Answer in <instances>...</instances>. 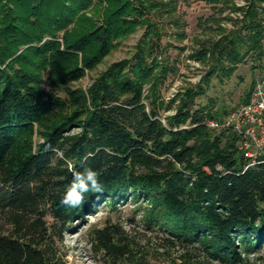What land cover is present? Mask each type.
<instances>
[{"label": "trees", "instance_id": "obj_1", "mask_svg": "<svg viewBox=\"0 0 264 264\" xmlns=\"http://www.w3.org/2000/svg\"><path fill=\"white\" fill-rule=\"evenodd\" d=\"M203 1L242 12L232 30L190 55L208 66L205 84L230 76L248 53L263 56L264 0H244L245 8ZM176 4L0 0V264H67L63 233L102 202L126 198L147 204L145 228L165 234L161 248L178 250L183 264H242L240 248L264 245V156L247 166L237 135L207 125L246 103L253 82L230 110L198 107L201 84L164 104L157 86L171 69L148 62L153 45L143 42L86 89L67 87L138 27L152 33V14ZM70 166L97 171L104 190L86 194L81 208L61 204ZM92 242L105 264H144L117 225L96 229Z\"/></svg>", "mask_w": 264, "mask_h": 264}, {"label": "rangeland", "instance_id": "obj_2", "mask_svg": "<svg viewBox=\"0 0 264 264\" xmlns=\"http://www.w3.org/2000/svg\"><path fill=\"white\" fill-rule=\"evenodd\" d=\"M233 4L235 7H246L244 0H234ZM165 10L166 12L152 14L151 20L154 25L152 33L144 26L138 27L126 39L120 41L95 70L67 87L86 89L92 80L109 65L131 59L136 53V47L143 42H148L153 45L148 62L155 59L159 66L163 65L171 69L157 86L160 100L164 104L177 93L187 88L195 89L198 84H201L203 91L194 101L204 111L216 110L222 106H226L228 110L236 107L255 76L264 72V40H262L263 56L261 58L258 59L255 53H248L230 76L212 75L204 84L201 83V79L207 72L208 66L194 61L190 55L202 41L218 39L232 30L233 21L241 19L242 12L231 8L219 11L203 0H177L173 13L169 12V7ZM218 27L223 31L218 30ZM43 88L46 90L45 86ZM147 88L148 86L145 87V94ZM54 91L63 95L61 90ZM176 103L177 101L171 109L159 112L161 121L174 113L173 107ZM146 205L143 201H135L132 198L120 199L114 207H110L107 202H102L93 209L92 215H85L82 219L74 221L63 233L62 242L59 245L66 263L105 264L102 253L94 247L92 239L94 231L109 222L122 228L127 236L134 240L137 248L134 251L135 255L142 258L144 264H183L178 258L180 256L178 250L161 248L165 234L156 229L145 228L143 208ZM239 251L242 264H264V245L261 244L250 251L240 248ZM207 264L222 263L208 261Z\"/></svg>", "mask_w": 264, "mask_h": 264}, {"label": "built area", "instance_id": "obj_3", "mask_svg": "<svg viewBox=\"0 0 264 264\" xmlns=\"http://www.w3.org/2000/svg\"><path fill=\"white\" fill-rule=\"evenodd\" d=\"M207 125L216 130L229 129L237 135L247 166L264 156V72L255 76L246 103L225 115L221 122L211 120Z\"/></svg>", "mask_w": 264, "mask_h": 264}, {"label": "clouds", "instance_id": "obj_4", "mask_svg": "<svg viewBox=\"0 0 264 264\" xmlns=\"http://www.w3.org/2000/svg\"><path fill=\"white\" fill-rule=\"evenodd\" d=\"M72 179L62 197L61 204L71 208H81L85 203V195L88 193H103V187L99 182V173L92 168L84 167L82 170H74L70 166Z\"/></svg>", "mask_w": 264, "mask_h": 264}]
</instances>
